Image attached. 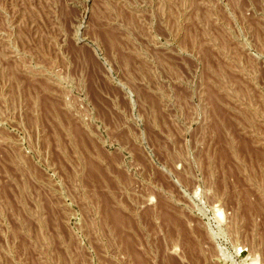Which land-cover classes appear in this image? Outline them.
<instances>
[{
  "label": "rangeland",
  "instance_id": "374dc122",
  "mask_svg": "<svg viewBox=\"0 0 264 264\" xmlns=\"http://www.w3.org/2000/svg\"><path fill=\"white\" fill-rule=\"evenodd\" d=\"M0 264H264V0H0Z\"/></svg>",
  "mask_w": 264,
  "mask_h": 264
}]
</instances>
